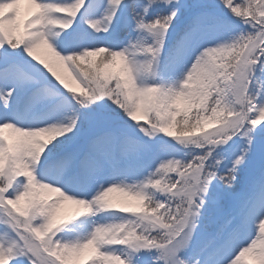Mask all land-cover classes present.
I'll use <instances>...</instances> for the list:
<instances>
[{"label":"snow or ice","instance_id":"6c2138e0","mask_svg":"<svg viewBox=\"0 0 264 264\" xmlns=\"http://www.w3.org/2000/svg\"><path fill=\"white\" fill-rule=\"evenodd\" d=\"M0 264H264V0H0Z\"/></svg>","mask_w":264,"mask_h":264},{"label":"rangeland","instance_id":"374dc122","mask_svg":"<svg viewBox=\"0 0 264 264\" xmlns=\"http://www.w3.org/2000/svg\"><path fill=\"white\" fill-rule=\"evenodd\" d=\"M73 87H76V85L75 84H73L72 85ZM80 89H77V91H79ZM208 131H211L212 130V128L211 127H209L208 129H207ZM68 210H71V206H68Z\"/></svg>","mask_w":264,"mask_h":264}]
</instances>
